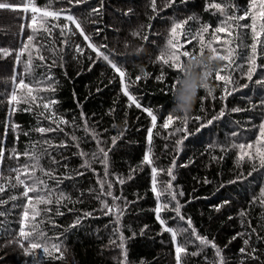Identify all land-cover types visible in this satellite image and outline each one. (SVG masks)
Instances as JSON below:
<instances>
[{
  "label": "snow or ice",
  "instance_id": "1",
  "mask_svg": "<svg viewBox=\"0 0 264 264\" xmlns=\"http://www.w3.org/2000/svg\"><path fill=\"white\" fill-rule=\"evenodd\" d=\"M57 3L61 6L56 7ZM148 3L155 14L149 19H156L159 11L163 9L158 11L157 0H148ZM79 5H83L84 9L78 7ZM181 5L187 8L188 0H166L163 6L164 9L173 10V15L166 19L170 28L163 45L159 43L160 33L152 24L147 26L153 34L152 39L149 35H144L143 24H138L139 31L130 32L132 37H140L145 42L137 55L141 54L145 47L157 49L154 61L160 67V72L155 79L159 82L165 81V68L177 70L179 74L172 85L174 98L176 85L181 84L183 78L190 75L185 70V63L195 59L196 55H203L207 49L216 62L227 61V64L223 65L225 70L230 69L227 75H221L220 68L214 70L215 79L223 81L227 95L248 87V84H240L232 78V71L239 69L247 81L254 85L253 92L258 98L254 101L253 96L245 94L248 107H234L231 111L249 113L247 126L236 122V127L230 130L226 137L229 142L221 144L216 141L213 145L225 152H237V170L226 182L221 180L216 191L219 192L220 188L227 190L229 186L243 188L245 203H240L232 196H221L220 203L213 204V211L217 213L225 209L230 210L234 203L237 206L235 215L227 216L228 221L235 220L240 227V231L229 240V245L232 241L241 240V246L234 259L226 254L225 250L229 245L222 247L215 237L201 233L191 216L185 214L184 209L191 200L184 199L183 187H177L174 181L175 169L187 165H177L175 157L167 169L155 165L151 146L153 129L160 117L152 107H143V112L151 118L152 126L147 129L149 151L143 155L141 164L151 170L150 191L156 201L152 211L160 227L157 235L163 237L168 234L167 246L169 254L174 256V264H185L190 257H200L198 264H264V215H254L257 206L264 212V0H246L244 5H240L238 0H213L211 3L205 0L203 10H211V16L216 18L215 26L211 22L202 21L195 12L180 18L183 14ZM0 10L30 13V17H20L24 22L21 23L17 34L20 38L19 45L0 46V59L11 58L12 61V74L3 80L5 88L0 91V104H3L6 110L3 121H0V216L4 217V220L0 221V248L19 247L23 254L29 257L26 264H56L57 261L67 264L66 233L48 235L42 226L43 218L53 223L50 214L63 215L62 206L73 202L83 203L87 194L97 202V207L82 210L68 226V230L81 226L85 219L109 216V224L104 225V230L108 236L107 248L115 252L112 256L114 264H134L130 259L128 244L135 239L137 232L131 224H124L127 208L131 205L123 194V186L135 177L131 172L122 174L114 168V156L119 150L118 137L123 139L124 133L111 135L109 128L98 130L99 123H90L82 107L79 115H74L71 119L61 113L58 109L60 102L56 98L60 80L53 69H62L63 76L68 78L66 65L69 59L77 62L81 58L87 59L88 71L92 70L97 61H102L118 74L121 91L129 101L128 106L135 105L136 108H141L142 105L138 97L131 93L130 88L136 81L146 80L148 73L141 68V74L136 75L134 81L129 77V82L125 83L126 67L118 54L110 51L108 45L103 43V28L97 27L103 19L101 14L107 11L105 0H95L94 5L89 0H48L43 6L38 0H0ZM121 16L129 20L133 17L138 19L135 9L131 7L122 12ZM61 17L63 21L60 20ZM160 18L165 20V17ZM57 29L62 46L59 50L54 47L56 36L53 33ZM210 29L211 39L206 41L205 34L209 33ZM220 33H226V38L222 39ZM78 37H83V41L76 42ZM181 37H184L183 42ZM192 41L198 43V53L185 47ZM213 42H218L219 46L224 48V54H221L217 47H213ZM85 47L96 53V57L85 55ZM212 73L205 71L204 75L209 78ZM80 74L82 72L78 73ZM230 84L231 88L228 90ZM202 88L208 89V83ZM256 89L260 92H256ZM99 90L98 88L97 91ZM75 95L73 92L74 97ZM225 98L221 96L222 100ZM21 111L34 118L33 124L27 129L14 120L15 114ZM110 111L114 112V109ZM173 113L174 103L171 111L162 117L164 129H167L174 119H181ZM227 114L228 110L222 106L217 114L201 121L195 132L187 130L185 133L181 128H176V132L182 133L181 138L175 141L176 155L184 150V141L188 140L189 136L200 132V129L207 125L214 126V121L221 120ZM187 120L188 116L183 118V121ZM112 128H115L114 124ZM9 135L12 136L11 146L8 145ZM21 136L26 139L22 149L19 146ZM66 151H69L70 155L66 156ZM57 155L61 159H57ZM73 157L80 162L70 168ZM245 160L249 163V168L240 170ZM6 161L12 163L6 164ZM96 165H100L103 170L102 178ZM61 168L65 171L61 172ZM140 170L143 171V168ZM88 172L97 177L95 184L99 185V188L89 187L86 191L81 188L74 200L71 193L66 191L64 181H75V190L76 184L79 183L76 178L85 177ZM158 172H165L170 179L158 182ZM256 176L261 177L258 184L255 183ZM112 177L116 178L115 183ZM203 183L211 181L205 179ZM5 195L7 199L4 198ZM135 195L137 199L141 198L138 193ZM9 203L11 208L6 207ZM13 213L19 218L14 217L10 221L9 217ZM38 217L42 219L38 220ZM13 223L18 225V228L13 227ZM53 227H56L54 223ZM148 230H151V226L144 224L139 235L143 236ZM99 231L97 229V233ZM125 231L130 235L126 236ZM160 243L165 244V241L161 239ZM135 264H158V257L151 262L141 257Z\"/></svg>",
  "mask_w": 264,
  "mask_h": 264
},
{
  "label": "trees",
  "instance_id": "2",
  "mask_svg": "<svg viewBox=\"0 0 264 264\" xmlns=\"http://www.w3.org/2000/svg\"><path fill=\"white\" fill-rule=\"evenodd\" d=\"M47 2L48 0H38L41 6L47 4ZM89 2L93 5L95 4V0H89ZM207 2L211 3L213 0H207ZM216 2H221V0H216ZM245 2L246 0H238L240 5H244ZM165 3L166 0H157L158 11L160 9H163V11H159L156 19L150 20L149 17L155 14L151 11L148 0H105L107 11L101 14L103 17L102 22L97 25L98 28H103V36L105 37L103 43L108 45L110 51L118 54L126 67V84L129 82V77L134 81L135 76L141 74V68L148 73L146 80L136 81L130 88L131 93L140 100L141 108H136L135 105L128 106L129 101L121 91L118 74L102 61H97L92 70L88 71L87 59L81 58L79 62L69 59L66 65L68 78L63 76L62 69H53L60 80L56 98L60 102L58 109L61 113L71 119L72 116L79 115L82 107L90 123H99L98 130L109 128L111 135H116L117 132L124 133L123 139L118 137L119 150L116 151L114 156V168L122 174L131 172L135 177L133 180H128L123 186V194L131 205L127 208L124 224H131L132 228L137 232L135 239L128 244L130 259L134 264L141 257L146 258L150 262L158 257V264H174V256L169 254V247L167 246L168 234L163 237L157 235L160 227L155 221V215L152 211L156 201L154 194L150 191L151 170L150 167L141 164L143 155L149 151L147 129L152 126L151 118L148 117L146 112H143V107H152L158 113V117H160L157 120L156 127L153 129L151 146L155 165L158 168L167 169L174 157L177 165H187L186 167H177L175 169L176 181H174L177 187H183L185 192L184 199L191 200V203H188L185 207L184 212L186 215L191 216L201 233H206L209 237H215L216 242L223 247L224 245H229L232 235L240 231L237 221L227 220L229 214L235 215L237 206L234 203L230 210L225 209L223 212L217 213L213 211V204L220 203L221 196H232L242 204L245 201L243 199V188L229 186L227 190L220 188L219 192L216 191L220 181L226 182L237 170V152L236 150L225 152L218 146L214 147L213 145L216 141L221 144H227L229 141L226 140V137L229 131L236 127V122H239L241 126H247L246 122L250 119L249 113L231 111L234 107L242 109L248 107L245 94L253 96L254 101L258 98L253 92L254 85L247 81L239 69L232 71V78L240 84H248V87L234 92L232 95H227L223 81L216 80L215 72H213L208 78V89H199L196 105L188 115L187 122L183 121V119H174L167 129L162 127L164 122L162 117L167 115L168 111H171L173 103L174 110L179 104L178 96L183 83L176 85L177 89L173 98L172 85L179 74L178 71L165 68V81H157L155 77L160 72V67L154 61L157 49L155 47H145V50L137 55L138 50L141 46H144L145 42L140 37H132L130 32L139 31L140 26L138 24H143L145 25L144 35H149V38L152 39L151 29L147 27L152 24L156 31L160 33L159 43L163 45L170 28V23L166 22V19L168 16L173 15L172 9L163 8ZM204 3L205 0H188L187 8H183V5L180 6L183 9V14L180 18L195 12L199 14L202 21L211 22L215 26L216 18L211 16V10L209 12L203 10ZM60 6L58 3L56 4V7ZM78 7L82 10L84 9L83 5ZM129 7L135 9L138 19L133 17L129 20L127 17L121 16V13L126 12ZM22 16L30 17V13L24 14L0 10V46L15 47L19 45L20 38L17 34L20 31L21 23L24 22L20 19ZM160 17H165V20H161ZM60 20L63 21V17ZM69 27H74V25H69ZM211 31L210 29L209 33L205 34L206 41L211 39ZM57 33L58 29L53 33L56 36L54 47H58L59 50V47L62 46H60ZM219 35L222 39L227 36L226 33H220ZM183 40L184 37H181L182 42ZM80 41H83V37L76 38V42ZM86 43L84 42V44ZM185 47L194 53L199 52V45L196 41L186 44ZM213 47H217L218 51L224 54V48L220 47L218 42H213ZM206 52H208L207 49H205ZM84 53L85 55H91L93 58L96 57V53L91 52V49L86 47L84 48ZM33 54L35 55V52ZM216 63V68L221 69L220 74L227 75L230 69L225 70L223 68L227 61H217ZM80 72L82 74L78 75ZM11 74V58L7 60L0 59V91L5 88L3 80L10 77ZM255 79L256 77L254 76ZM98 88L100 89L99 91H97ZM230 88L231 84L228 86V90ZM209 90L211 94H209ZM255 91L260 92L259 89ZM73 92L76 94L75 97ZM221 96L226 98L222 100ZM222 106L226 107L228 114L221 120L214 121V126L207 125L205 128H201L200 132L189 136L188 140L184 141V150L177 156L175 141L181 138L182 133L176 132L175 129L181 128L182 132L185 133L187 130L195 132L201 121L217 114ZM113 109L114 112L110 111ZM5 111L4 105L0 104V121H3ZM173 115L180 117L175 113ZM197 117L200 119H197ZM14 120L25 129L34 122L32 115L22 111L15 114ZM113 124L115 128H112ZM78 134L83 135V133ZM25 142L26 139L21 136L19 145L21 149L24 147ZM11 144L12 136L9 135L8 145L11 146ZM65 155H70V152L66 151ZM56 158L61 159L59 155ZM79 162L77 158L73 157L69 167H75ZM11 163V161H6V164ZM45 164L46 166L48 165L47 160ZM96 168L102 178L103 170L101 166L96 165ZM140 168H143V171ZM248 168L249 163L245 160L240 170ZM133 169L135 171H132ZM60 171L64 172L65 170L61 168ZM253 175L255 176V173ZM96 178L91 172H88L85 177L76 178L79 183L76 184L75 190L73 189L75 181H64V187L75 200L81 188L85 191L89 187L99 188V185L95 184ZM157 179L159 182L170 178L166 176L165 172H158ZM205 179L211 181V183H203ZM249 179H252V177H249ZM112 180L114 183L116 182L115 177H112ZM260 180L261 177L256 176L255 183L258 184ZM256 190L258 191V188ZM137 193L141 198L137 199L135 195ZM193 197L195 198L193 199ZM4 198L7 199V196L5 195ZM83 199V203L73 202L62 206L63 215L50 214L56 227H53V223H50L47 218H43L44 223L42 226L48 235H55L59 232L66 233L67 264H114L112 256L115 255V252L108 250V236L104 230V225L109 224V216H103L101 219H85L81 226L68 230V226L73 223L76 215L81 213L82 210H91L97 207V202L91 196L86 194ZM133 201L136 202L133 204ZM6 207L11 208V203ZM254 215H264V212L257 206L254 209ZM14 217L15 213L9 217V220H13ZM15 218L18 219L19 217ZM37 219L40 220L42 218L38 217ZM3 220L4 217L0 216V221ZM144 224L150 225L151 230L146 231L141 236L139 232ZM12 226L18 228L15 223ZM97 229L100 230L99 233H97ZM109 231H111V228H109ZM125 235L128 236L130 233L125 231ZM98 236L101 238H98ZM161 239L165 241V244L160 243ZM240 246V239L232 241L225 250L226 254L234 259ZM55 254L59 255V253ZM209 256H211V253H209ZM28 260L29 257H26L19 247L0 248V264H26ZM200 260V257H190L185 264H198ZM56 264H63V262L57 261Z\"/></svg>",
  "mask_w": 264,
  "mask_h": 264
},
{
  "label": "clouds",
  "instance_id": "3",
  "mask_svg": "<svg viewBox=\"0 0 264 264\" xmlns=\"http://www.w3.org/2000/svg\"><path fill=\"white\" fill-rule=\"evenodd\" d=\"M216 66L217 63L211 58L210 52L196 55L195 59L185 63V70L190 75L182 81L183 87L178 96L179 104L174 110V113L179 115L181 119L192 112L197 102L199 89L208 83V78L205 77L204 72H214Z\"/></svg>",
  "mask_w": 264,
  "mask_h": 264
}]
</instances>
